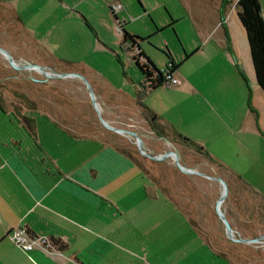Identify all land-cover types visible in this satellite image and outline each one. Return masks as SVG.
<instances>
[{"label":"crops","instance_id":"obj_1","mask_svg":"<svg viewBox=\"0 0 264 264\" xmlns=\"http://www.w3.org/2000/svg\"><path fill=\"white\" fill-rule=\"evenodd\" d=\"M180 1L196 39L185 41L181 61L192 64L183 70L172 58L181 84L142 93L144 76L130 40L115 36L108 6L121 3L116 17L125 31L146 38L149 31L133 24L152 11L138 0H0L11 22L0 47L17 64L83 76L95 102L79 78L41 83L38 71L15 70L0 54V264H264V239L242 243L225 233L216 211L218 181L182 172L184 184L194 185L193 195L184 193L187 187L178 195L193 205L190 217L128 146L114 144L119 137L136 145L134 140L97 119L96 113L99 121L136 132L153 156L172 148L178 153L173 135L187 137L219 168L215 173L202 161L184 163L225 182L220 210L233 237L264 234V92L254 77L237 0ZM258 2L264 18V0ZM147 48L140 45L153 63ZM193 72L199 77L193 79ZM145 108L156 114L162 135L151 129ZM12 117L19 142L11 140ZM12 228L48 237L60 254L22 251L7 237ZM249 230L257 231L244 233Z\"/></svg>","mask_w":264,"mask_h":264},{"label":"rangeland","instance_id":"obj_2","mask_svg":"<svg viewBox=\"0 0 264 264\" xmlns=\"http://www.w3.org/2000/svg\"><path fill=\"white\" fill-rule=\"evenodd\" d=\"M134 1L136 4V0H130ZM141 2V5L143 4L144 9H149L152 11V16H148L145 18V20L137 21L133 25L138 26L139 30L142 33H147L149 31V34H147L146 38L141 39H135V43L130 41V45L128 46V49L133 50L136 48V46L143 45V47H148V51L151 54V57L153 59V63L158 67V69H165L166 63H167V57H166V51H168L173 60L177 62L178 66L183 67V70H185L190 64H192V61L187 63V65H184L186 62H182L184 59V47L183 44L186 46L185 41L193 40V43L196 39H194V31H193V25L189 21L190 18L188 17L187 10L184 9L183 4L180 0H138ZM118 3V2H114ZM111 4V3H110ZM109 4V5H110ZM111 12V11H110ZM112 14V12H111ZM116 14H112L113 17V23L115 27V36H118L117 33L122 34V26H124L121 21L116 17ZM179 15L183 18H180L181 20L176 21L174 16ZM9 15L5 13L1 7H0V34L3 32L4 27H8L11 25V22H9ZM173 19L176 22L172 25L170 24V20ZM145 21V22H144ZM157 22V24H156ZM162 23H166L163 27H161V31L158 33H155L156 29L158 28L157 25L161 26ZM119 24V26H118ZM194 35V36H193ZM166 40L167 43L164 41ZM182 60V61H181ZM182 62V63H181ZM3 63L2 59H0V77L4 75V70L2 69ZM181 63V64H180ZM13 73V71H12ZM14 73L18 74V72ZM13 73V74H14ZM19 77V76H18ZM193 79L196 77H199V74L192 73L191 76ZM92 105V104H91ZM1 109V108H0ZM96 112V111H95ZM98 122L102 124L99 121V115L96 113ZM2 116L0 113V120H2ZM103 125V124H102ZM22 130V129H20ZM11 140H15L19 142L18 140L21 138L22 134L19 131L17 119L12 117V123H11ZM120 139L116 140L114 144H117L118 146H123L127 148V146L140 167L147 172V174L152 178V180L156 183L158 187H160L162 190H164L168 195H170L173 199L176 201L178 200V203H182L180 201V198H178L180 187H187V191H184L185 194L188 195V193L193 195L194 185L191 183L184 184L182 180V172L180 169L177 168V166L174 164L173 159L169 157V160L171 162L167 163H154L150 162L149 158L142 155L139 150H137V147L134 143L131 141L124 139V137H119ZM173 139L175 140L176 148L178 150V153H180V156L178 154V160L180 164L182 163L184 166V163L188 164H195L198 162L193 161H202L204 164H207L208 167L205 169H212V171H216L219 169L218 166H210L212 162H206L203 156L197 152V150L191 146H188L186 144H183L178 138H176L173 135ZM133 141V140H132ZM22 147H24V141L22 142ZM192 159V160H191ZM192 161V162H190ZM181 164V165H182ZM186 167V166H185ZM203 167V168H204ZM213 173V172H211ZM220 175V174H217ZM181 183L182 185H180ZM252 200L255 202L260 203L257 199L252 197ZM181 205L182 209L190 215V217L193 218V205L189 203V201L183 200ZM253 227V226H252ZM257 230H249L244 231L246 234H253ZM207 234H211V232H206ZM234 249V248H233ZM236 254V253H235ZM244 255V253H243ZM264 254H262L263 256Z\"/></svg>","mask_w":264,"mask_h":264},{"label":"trees","instance_id":"obj_3","mask_svg":"<svg viewBox=\"0 0 264 264\" xmlns=\"http://www.w3.org/2000/svg\"><path fill=\"white\" fill-rule=\"evenodd\" d=\"M236 6L238 19L246 34L254 77L257 84L264 92V18L261 15L260 5L258 0H237ZM122 35L123 41L130 40L131 42L135 43V39H141L139 36H134L127 33L124 29V26H122ZM165 54L167 57L165 69L156 68L152 61L149 60V58L144 57L142 53L141 55L144 59L142 62L133 59L139 71L144 76L143 89L141 90L142 93L145 91V89H153L163 85L165 81L164 73L169 72L172 74L177 68V64L173 62L171 54L168 51H166ZM144 117L148 120L151 129L155 133L160 135L163 134V129L161 126L156 124L157 116L155 113H153L148 108H145ZM174 136L178 138L183 144L194 147L199 152L202 151V148L194 144L187 137H184L179 133L175 134ZM118 150L123 153L127 152V150L124 148H118ZM136 163L138 164L137 161ZM57 245L58 244L56 242L55 246Z\"/></svg>","mask_w":264,"mask_h":264},{"label":"water","instance_id":"obj_4","mask_svg":"<svg viewBox=\"0 0 264 264\" xmlns=\"http://www.w3.org/2000/svg\"><path fill=\"white\" fill-rule=\"evenodd\" d=\"M136 50H140L139 46H136L135 48ZM0 54L6 59V61L15 69V70H23V69H32L35 71H38L40 74H42L43 76H45L46 78H57V77H63V76H75L77 78H79L83 84L85 85L88 94L90 96V100L91 103L93 104V106L95 107V102H94V96H93V92L92 89L90 87V85L88 84V82L85 80V78L79 74L76 73H55V72H47L43 66L35 64V63H31V62H26L24 64H17L12 56L2 47H0ZM101 123L106 126L108 129L115 131L117 133H122L126 136H130L134 142L137 145V148L139 150V152L152 159V160H162L166 157H170L173 159L174 164L177 166L178 169H180L181 172L186 173V174H197L206 178H210L213 180H216L220 183L221 187H222V191L221 194L216 202V211H217V215L219 217V219L222 221L223 225H224V231L227 234V236L232 239V240H236L238 242H242V243H254V242H258L262 239H264V234L257 236L255 238H234L233 237V230L230 226V224L228 223V221L226 220L225 216L223 215L222 211L220 210V205L223 202V200L226 197L228 188L225 184V182L223 181L222 178L217 177V176H210L207 175L203 172L197 171L194 168H189V167H185L183 165L180 164L179 160H178V154L176 151L174 150H168L166 151L164 154L159 155V156H153V155H149L144 149H143V145H142V139L138 136V134L132 130H125V129H120V128H115L113 126L108 125L107 123L103 122L102 120H100Z\"/></svg>","mask_w":264,"mask_h":264},{"label":"built area","instance_id":"obj_5","mask_svg":"<svg viewBox=\"0 0 264 264\" xmlns=\"http://www.w3.org/2000/svg\"><path fill=\"white\" fill-rule=\"evenodd\" d=\"M109 6L110 11L112 14H115L121 9V3H111ZM119 26V24H118ZM132 55L134 56L135 60L142 62L143 56L140 54L139 50L135 48L131 50ZM165 81L163 83L164 86L171 87L180 85L182 79L178 76H174L173 73L170 74L169 72L164 73ZM7 237L9 240L19 249L24 252L30 251L34 248H39L48 254H60L57 250L55 245L52 241L46 236H30L24 230V228H12L8 233Z\"/></svg>","mask_w":264,"mask_h":264},{"label":"flooded vegetation","instance_id":"obj_6","mask_svg":"<svg viewBox=\"0 0 264 264\" xmlns=\"http://www.w3.org/2000/svg\"><path fill=\"white\" fill-rule=\"evenodd\" d=\"M140 54H141V50H139ZM39 73V72H38ZM40 74V73H39ZM49 78H46L45 76H43L42 74H40V78L37 79L38 81H40L41 83H46L48 81ZM36 80V79H35ZM171 150H174L173 148ZM175 151V150H174Z\"/></svg>","mask_w":264,"mask_h":264}]
</instances>
